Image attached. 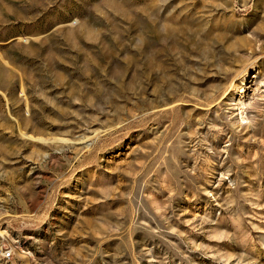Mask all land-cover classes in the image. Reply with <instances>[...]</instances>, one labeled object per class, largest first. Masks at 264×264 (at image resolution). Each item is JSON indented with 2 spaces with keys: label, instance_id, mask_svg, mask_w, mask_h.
<instances>
[{
  "label": "rangeland",
  "instance_id": "rangeland-1",
  "mask_svg": "<svg viewBox=\"0 0 264 264\" xmlns=\"http://www.w3.org/2000/svg\"><path fill=\"white\" fill-rule=\"evenodd\" d=\"M0 264H264V0H0Z\"/></svg>",
  "mask_w": 264,
  "mask_h": 264
},
{
  "label": "built area",
  "instance_id": "built-area-1",
  "mask_svg": "<svg viewBox=\"0 0 264 264\" xmlns=\"http://www.w3.org/2000/svg\"><path fill=\"white\" fill-rule=\"evenodd\" d=\"M10 256H11V251L9 249L5 248L2 251V257L5 258V259H8V258H10Z\"/></svg>",
  "mask_w": 264,
  "mask_h": 264
},
{
  "label": "bare ground",
  "instance_id": "bare-ground-1",
  "mask_svg": "<svg viewBox=\"0 0 264 264\" xmlns=\"http://www.w3.org/2000/svg\"><path fill=\"white\" fill-rule=\"evenodd\" d=\"M244 109V103H241L240 110L243 111Z\"/></svg>",
  "mask_w": 264,
  "mask_h": 264
}]
</instances>
